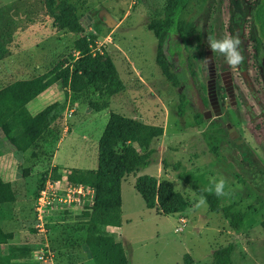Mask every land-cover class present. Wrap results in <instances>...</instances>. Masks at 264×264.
<instances>
[{
  "label": "rangeland",
  "instance_id": "374dc122",
  "mask_svg": "<svg viewBox=\"0 0 264 264\" xmlns=\"http://www.w3.org/2000/svg\"><path fill=\"white\" fill-rule=\"evenodd\" d=\"M67 1L77 9L85 28L82 34L58 29L45 13L44 0H0V88L34 77L41 69L70 66L77 56L74 41L88 34L95 37L97 49L112 59L123 90L96 112L89 105L97 97L93 87L82 94H66L58 82L48 89L44 106L55 102L59 106L51 126L32 149L18 153L0 133V175L16 195L12 204L0 205V227L15 235L9 245L20 255L17 262L28 264L26 255L34 260L30 248L47 239L56 249L57 264H93L84 245L86 226L79 220L87 212L74 211V216L66 218L54 209L38 213L42 202L37 191L43 174L54 168L62 189L75 184L66 179L71 169H95L97 143L110 113H116L163 128V135L150 143L154 164L122 179V229H105L122 244L128 263L210 264L215 250L232 244V264H264V36L252 17V10L263 0H243L246 20L237 34L243 63L231 67L225 56L213 52L221 115L212 114L201 125L195 123V114L210 110L206 40L230 35L232 0L189 3L182 19L195 24L196 35L170 38L171 68L181 78L175 88L156 65L157 42L147 27L160 16L164 0ZM176 42L182 47L179 54ZM224 71L232 76L233 106L219 77ZM181 95L188 99L183 116L178 115ZM57 128L62 131L58 133ZM175 165L178 170L173 169ZM181 173L199 179L204 190L223 176L227 194L220 196L221 204L244 214L243 229L233 231L207 204L196 208L199 196L178 179ZM142 175L171 182L188 200L187 214L166 216L148 210L134 189L135 179ZM42 222L45 226L37 228Z\"/></svg>",
  "mask_w": 264,
  "mask_h": 264
},
{
  "label": "trees",
  "instance_id": "16d2710c",
  "mask_svg": "<svg viewBox=\"0 0 264 264\" xmlns=\"http://www.w3.org/2000/svg\"><path fill=\"white\" fill-rule=\"evenodd\" d=\"M164 1L160 16L152 19L147 27L157 42L156 65L175 88L181 84V78L171 68L169 56H172L174 51L170 49V38L172 35L193 38L197 30L193 22H185L182 19L191 0ZM44 8L46 15L53 20L58 29L71 34L83 33L85 28L79 20L77 9L67 0H44ZM245 14L243 0H232L230 35L237 36L241 32L246 20ZM252 17L259 24L264 36V0L252 10ZM175 45V52L181 53L180 44L176 42ZM73 51L77 56L72 59L70 66L47 71L31 79L17 80L0 88V133L16 152L25 153L32 149L51 126L53 112L59 106V102L46 106L35 115L29 111L28 106L54 84L59 82L61 90L66 94L75 95L85 93L93 87L97 97L90 101L89 105L96 112L107 107V101L117 98L123 90L112 59L106 52L97 49L94 36L81 35L74 41ZM213 56L215 61V55ZM190 68L188 71L192 74ZM187 103L188 99L181 95L178 105L179 116L184 115ZM203 119L202 113L195 114L194 121L197 125H201ZM57 131L60 133L62 129L57 128ZM162 135L163 128L160 126L110 113L97 143L96 168L71 169L67 173L66 179L69 182L90 187L94 191L93 207L89 212L79 216V220L86 226L84 245L93 264H129L122 244L106 234L105 229L121 227L122 179L154 164V149L150 148V143ZM178 166H173V169L178 170ZM48 175L43 174L37 195ZM49 176L54 180L61 178L56 168L52 169ZM178 179L189 186L197 196L206 197L210 212L220 213L233 231L243 229L244 214L234 212L231 206H223L221 198L205 191L199 179L188 173L179 174ZM134 189L145 207L148 210H156L160 215L180 214L190 206L188 200L174 190L171 182L159 181L153 176H138ZM15 200L16 195L11 183L0 175V205L12 204ZM262 227L264 228V222ZM14 239V233L4 232L0 227V264H25L17 262L20 255L10 248L9 243ZM52 249L56 250L54 246ZM233 251L232 244L215 250L210 264H232ZM189 262L185 261L186 264H190Z\"/></svg>",
  "mask_w": 264,
  "mask_h": 264
},
{
  "label": "built area",
  "instance_id": "2783aa9c",
  "mask_svg": "<svg viewBox=\"0 0 264 264\" xmlns=\"http://www.w3.org/2000/svg\"><path fill=\"white\" fill-rule=\"evenodd\" d=\"M50 175V174H49ZM47 176L43 188L38 193L39 210L41 213L43 208L54 209L58 212L64 213L62 218L74 216V211L89 212L94 204V191L90 187H86L81 184H71L68 187H62L59 185V179H51ZM44 201H47L44 203ZM80 207H84L80 209ZM39 219V218H38ZM43 221L41 218L39 222ZM51 224V222H48ZM47 225V224H46ZM42 222L39 227H44ZM48 228V227H47ZM44 229L42 234L46 238L48 230ZM33 248H35L33 250ZM30 248V254L34 255V262L37 264H56L55 251L50 246L47 239L41 241L37 246ZM29 252V249L28 251ZM30 256V255H29Z\"/></svg>",
  "mask_w": 264,
  "mask_h": 264
},
{
  "label": "clouds",
  "instance_id": "9594fccd",
  "mask_svg": "<svg viewBox=\"0 0 264 264\" xmlns=\"http://www.w3.org/2000/svg\"><path fill=\"white\" fill-rule=\"evenodd\" d=\"M208 47L213 52H218L225 56L226 61L231 67H238L244 61V55L241 51V40L239 36L228 35L222 39H215L209 36L206 40ZM212 186L205 189L209 194L214 193L216 196H224L226 188V179L221 176L218 180L210 181ZM206 205V197L201 195L198 198V202L195 204L196 208Z\"/></svg>",
  "mask_w": 264,
  "mask_h": 264
},
{
  "label": "water",
  "instance_id": "95a60500",
  "mask_svg": "<svg viewBox=\"0 0 264 264\" xmlns=\"http://www.w3.org/2000/svg\"><path fill=\"white\" fill-rule=\"evenodd\" d=\"M206 67L208 72V81H207V97L210 105V110L203 112V118L208 119L212 116V114L216 117L221 115L220 106L218 104L215 82H216V67L213 58V52L208 49L206 51ZM219 77L222 81L223 88L227 97L229 99L230 105H234L236 103L234 87L232 82V77L230 71H224L219 74Z\"/></svg>",
  "mask_w": 264,
  "mask_h": 264
},
{
  "label": "crops",
  "instance_id": "0c3cea01",
  "mask_svg": "<svg viewBox=\"0 0 264 264\" xmlns=\"http://www.w3.org/2000/svg\"><path fill=\"white\" fill-rule=\"evenodd\" d=\"M41 50V49H40ZM42 51H40V53H41ZM44 57H45V55H44ZM43 57V58H44ZM39 59V58H38ZM35 65V68L36 69H40L39 68V66H38V64H33V66ZM33 68V67H32ZM43 71V72H42ZM44 73H46V71L45 70H43V69H41V73H37L34 77H37V76H39V75H42V74H44ZM31 78H33V77H31ZM31 78H28V79H31ZM26 80V79H25ZM47 91L48 90H46L44 93H42L41 95H39L37 98H35L30 104H29V109H34V112L32 113L33 115H35V114H37L39 111H41L43 108H45L46 106H44V104H45V102H46V100H47ZM30 111V110H29ZM31 112V111H30ZM188 211V210H187ZM121 219H122V222H121V227L120 228H113V229H118V230H121L122 229V227H123V225H124V222H125V218H124V215H123V194H122V184H121ZM185 214H187V212L185 211V212H183V213H180V214H176V215H185ZM29 236H30V234H29ZM12 241H14V240H12ZM12 241H10V243L12 242ZM32 246L31 245V242L29 243V242H26V246ZM27 251V250H26ZM56 258H58V256L56 257ZM57 260V259H56ZM32 261V262H31ZM31 261L29 260V259H27V255H26V263L27 262H29L28 264H37V263H35V262H33L34 260L33 259H31ZM90 261H91V259H90ZM57 262L58 261H56V264H57Z\"/></svg>",
  "mask_w": 264,
  "mask_h": 264
},
{
  "label": "flooded vegetation",
  "instance_id": "af4514ba",
  "mask_svg": "<svg viewBox=\"0 0 264 264\" xmlns=\"http://www.w3.org/2000/svg\"><path fill=\"white\" fill-rule=\"evenodd\" d=\"M244 24V23H243ZM213 52V51H212ZM232 77V76H231ZM217 78V77H216ZM215 89H216V82H215ZM225 91V90H224ZM216 94H217V91H216ZM207 99H208V97H207ZM209 102V101H208ZM203 114V113H202Z\"/></svg>",
  "mask_w": 264,
  "mask_h": 264
}]
</instances>
